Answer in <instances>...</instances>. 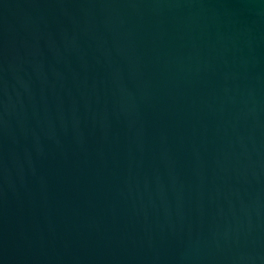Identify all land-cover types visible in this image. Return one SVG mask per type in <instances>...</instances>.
I'll return each mask as SVG.
<instances>
[{
  "label": "water",
  "instance_id": "obj_1",
  "mask_svg": "<svg viewBox=\"0 0 264 264\" xmlns=\"http://www.w3.org/2000/svg\"><path fill=\"white\" fill-rule=\"evenodd\" d=\"M0 264H264V0H0Z\"/></svg>",
  "mask_w": 264,
  "mask_h": 264
}]
</instances>
